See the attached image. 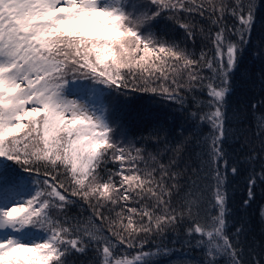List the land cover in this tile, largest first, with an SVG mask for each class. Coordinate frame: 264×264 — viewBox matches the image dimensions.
Here are the masks:
<instances>
[{
	"label": "snow or ice",
	"instance_id": "snow-or-ice-1",
	"mask_svg": "<svg viewBox=\"0 0 264 264\" xmlns=\"http://www.w3.org/2000/svg\"><path fill=\"white\" fill-rule=\"evenodd\" d=\"M255 9L256 0H0V264H69L71 253L88 250L97 264H154L172 250L144 251L147 238L185 222L183 243L202 251L198 264H245L243 226L228 233L222 144L231 73ZM165 17L211 47L197 54L157 34ZM129 92L176 103L210 127L202 161L214 182L209 201L190 189L173 201L189 138L169 140L160 125L147 138L155 151L130 140L122 105L102 102ZM256 127L264 151V116ZM255 158L253 150L247 159ZM254 184L252 177L249 199ZM81 202L90 215L69 216ZM251 264H264V255Z\"/></svg>",
	"mask_w": 264,
	"mask_h": 264
},
{
	"label": "trees",
	"instance_id": "trees-1",
	"mask_svg": "<svg viewBox=\"0 0 264 264\" xmlns=\"http://www.w3.org/2000/svg\"><path fill=\"white\" fill-rule=\"evenodd\" d=\"M233 0H228L231 4ZM229 25L235 20L228 17ZM198 25L205 30L212 27L205 19L195 17ZM157 34L164 35L168 39L183 42L197 54L202 48L207 50L211 42L204 36L197 34L195 40L187 39L184 30L168 18L159 19L153 29ZM232 39H236L235 36ZM247 43L243 46V52L237 66L231 73V92L227 97V119L225 120L226 137L222 144L227 154L228 170L224 191L227 194V217L231 235L237 227L243 226L240 236L241 246L244 248L243 259L245 264H251L253 254L264 255V179L260 174L264 172V151H262L261 138L256 136L257 119L264 116V0H256L254 22L250 36L246 37ZM205 71V75H207ZM200 100H207L206 92H196ZM119 102L123 108L125 131L130 140L136 141L138 146L146 144L149 151H155L153 141L148 140L149 134L158 129L160 125L169 133V140L188 137L189 142L183 154L182 168L184 175L180 183L183 189L179 196H174L173 201L179 200L184 191H202L204 202L211 199V187L214 182L206 176L208 169L202 164L207 160V145L205 137L211 129L207 124H198L188 119L187 111H181L179 105L167 101L158 96L147 93L129 92L127 96L105 97L103 103ZM256 105L254 109L252 106ZM188 108H193L191 99ZM256 153V158L249 161L247 157ZM235 166L237 172L233 174L231 167ZM111 167V165H109ZM223 172V167L221 168ZM254 177L255 184L251 187L252 198L249 199V179ZM245 201H248L245 204ZM214 211V210H212ZM69 216L87 217L90 211L86 204L78 203L68 211ZM187 222L178 226L175 231H169L163 237H148L144 245V251L155 252L156 248L171 249L168 254H160L153 257L154 264H180L181 259L186 258L192 264H198L203 259L202 251L189 248L184 245ZM254 249V253L249 249ZM130 253L139 251L128 249ZM187 253L185 257L184 254ZM98 255L93 250L84 253L73 252L68 256L69 264H97ZM220 264H225L221 259Z\"/></svg>",
	"mask_w": 264,
	"mask_h": 264
},
{
	"label": "rangeland",
	"instance_id": "rangeland-1",
	"mask_svg": "<svg viewBox=\"0 0 264 264\" xmlns=\"http://www.w3.org/2000/svg\"><path fill=\"white\" fill-rule=\"evenodd\" d=\"M13 206H15V205H13Z\"/></svg>",
	"mask_w": 264,
	"mask_h": 264
}]
</instances>
